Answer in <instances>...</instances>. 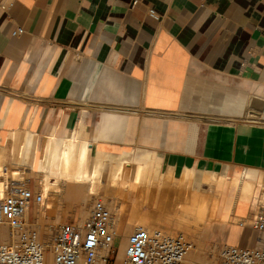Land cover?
<instances>
[{"label":"crops","instance_id":"1","mask_svg":"<svg viewBox=\"0 0 264 264\" xmlns=\"http://www.w3.org/2000/svg\"><path fill=\"white\" fill-rule=\"evenodd\" d=\"M250 95L264 98V0L0 4L1 133L67 135L81 107L87 123L109 105L182 114L192 121L167 162L175 174L186 167L223 178L212 230L242 247L260 236L231 217L250 219L264 205V120L244 118ZM231 230L242 236L230 240Z\"/></svg>","mask_w":264,"mask_h":264},{"label":"bare ground","instance_id":"2","mask_svg":"<svg viewBox=\"0 0 264 264\" xmlns=\"http://www.w3.org/2000/svg\"><path fill=\"white\" fill-rule=\"evenodd\" d=\"M247 98L244 118L264 120V98ZM111 107L99 108L96 121L88 123L83 120L86 108L81 107L80 119L67 135H57L53 128L41 138L25 126L2 134L5 120L0 116V197L9 181L25 183L27 176L32 175L37 192L33 215L42 218L54 209L52 202L62 199L66 192L67 197L78 199L83 190L84 203L99 196L111 201L116 231L124 238L136 228L152 231L162 230L169 222L177 227H194L213 221L223 178L186 167L175 174L167 162L169 152L181 146L192 119L182 114H139L128 108ZM28 213L29 208L25 218ZM84 216L79 218L81 225H85ZM230 220L249 224V219L233 216ZM124 238L116 258L119 264ZM0 241L5 242L3 232Z\"/></svg>","mask_w":264,"mask_h":264},{"label":"built area","instance_id":"3","mask_svg":"<svg viewBox=\"0 0 264 264\" xmlns=\"http://www.w3.org/2000/svg\"><path fill=\"white\" fill-rule=\"evenodd\" d=\"M149 15L154 17L152 11ZM32 200L26 184L13 180L0 197V227L8 234L7 241L0 242V264H113L119 235L114 215L102 203L94 205L85 228L62 223L50 239L42 240L28 230L33 223L25 212ZM246 226L260 234L258 242L247 247L224 243L213 264H264V205L253 211ZM191 247L184 236L136 228L127 238L120 264H182Z\"/></svg>","mask_w":264,"mask_h":264},{"label":"rangeland","instance_id":"4","mask_svg":"<svg viewBox=\"0 0 264 264\" xmlns=\"http://www.w3.org/2000/svg\"><path fill=\"white\" fill-rule=\"evenodd\" d=\"M25 184H26V187L29 188L33 194V200H32L31 206L29 208V213H28L29 215H27V218H29V222L33 223V225L28 226V230L36 232L38 237L42 240L50 239L54 234L55 228L62 223H72L81 228L85 227L89 220L91 211L97 202L99 203L103 202L104 206L106 205L105 207L108 210H110L111 212H114L111 201L107 198H101L99 196V197L91 198L92 200L89 199L88 202L84 203V199L86 198V196H85V192L81 190L78 199L67 197L68 194L66 192L65 196L62 199L52 202L56 206L54 205V207H52L54 209L48 210L46 212V215L44 216L45 218L44 217L36 218L33 215L34 204H35L34 201L37 197L35 177L32 175H28L25 180ZM100 195H103V193L102 194L100 193ZM84 213H85V216H84ZM112 214L115 215V212ZM81 216H84L85 218V222H84L85 225L84 224L81 225L78 222ZM214 224H215L214 221L206 220L205 223L201 225H196L194 227L180 226L181 227L180 228V227H177V225H175L174 222H169L165 226V228H162V230L172 232V233H179L183 235L186 239L191 241L192 247L190 249V252L187 253L184 259V262L182 264H213L215 260V253L217 251V248L220 247L222 244H224L220 242L224 234L221 231L214 232L212 230V227ZM189 227L190 229H188ZM170 229L172 231H170ZM133 230L134 229H132L131 232H129V235L132 233ZM0 232L4 233L5 242H6L7 235H8L7 230L0 227ZM253 232L258 237L260 236V234L254 229H253ZM117 233L119 236L114 243L115 254L113 256V261H111V263L113 262V264H119L116 258L119 256V247H120L121 241L124 238L121 232H119L118 230H117ZM241 236H242V233L240 231L231 230L229 239L230 240L239 239ZM127 238L128 237L124 238L125 239L124 246L127 241ZM0 242L4 243L3 241H0ZM123 249L124 247L122 248V251L120 252V260L123 258Z\"/></svg>","mask_w":264,"mask_h":264}]
</instances>
